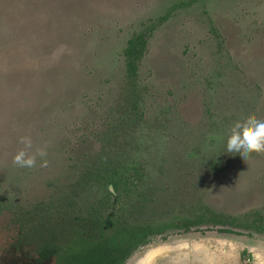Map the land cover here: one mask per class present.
<instances>
[{
	"label": "rangeland",
	"instance_id": "1",
	"mask_svg": "<svg viewBox=\"0 0 264 264\" xmlns=\"http://www.w3.org/2000/svg\"><path fill=\"white\" fill-rule=\"evenodd\" d=\"M186 1L0 0V264H32L18 247L39 246L58 212L100 199L107 186L93 170L111 163L127 165L128 187L141 183L123 224L176 223L203 208L264 217V154L226 150L237 120L264 119V0L171 11L127 82L129 37ZM22 136L46 147L47 167L13 163ZM29 209L37 226L24 233ZM217 227L154 233L124 264H264V232Z\"/></svg>",
	"mask_w": 264,
	"mask_h": 264
},
{
	"label": "trees",
	"instance_id": "2",
	"mask_svg": "<svg viewBox=\"0 0 264 264\" xmlns=\"http://www.w3.org/2000/svg\"><path fill=\"white\" fill-rule=\"evenodd\" d=\"M168 16L169 13H166L161 19H166ZM139 38L142 40L137 41ZM145 45L146 40L142 34L128 40L125 50L126 67L128 74L132 77L137 75L138 63L136 61L142 57ZM110 172V176L95 175V179L98 180L99 185L102 184L101 179H108L114 185V192L108 190L93 204L88 203V206H81L75 211L66 208L58 212V217L55 220L59 219L61 224L60 227L54 229L56 232L52 231L51 227H47L46 235H40L41 239L33 240L41 243L39 246L33 247L31 250L22 243L23 246L18 247L21 250H28L24 254L29 256L32 264H43L51 259H54L55 264H124L135 249L149 242L150 235L161 233L172 226L188 231L192 225L212 224L219 225L220 227L217 228L221 232L238 233L239 235H243L242 230H249L248 235L252 230L264 232V217L262 216L251 221L233 216L229 218L207 208H203L193 218L186 217L176 223L123 224V213L127 209L123 207V203L129 201L128 198L138 199V196L135 195V192L128 190L124 191L125 198L122 199L120 184L125 179V175L116 169ZM138 177L140 178L139 175ZM86 184L89 185L87 180ZM29 212L32 214L30 209ZM55 220L49 218L47 222L40 223L49 225ZM25 221L28 223L27 225H18V229H22L24 233L30 232L33 226H37L30 219H25ZM51 231L52 233H50ZM11 238L5 237L2 245L13 247Z\"/></svg>",
	"mask_w": 264,
	"mask_h": 264
},
{
	"label": "clouds",
	"instance_id": "3",
	"mask_svg": "<svg viewBox=\"0 0 264 264\" xmlns=\"http://www.w3.org/2000/svg\"><path fill=\"white\" fill-rule=\"evenodd\" d=\"M19 143L23 145V148L18 150L13 157V163L16 166L34 168L39 158L40 166L47 167L46 147H36L33 151V142L29 136H22ZM226 150L227 153L241 155L244 160L253 153L264 154V119L259 118L256 114H250L237 120L228 130Z\"/></svg>",
	"mask_w": 264,
	"mask_h": 264
},
{
	"label": "flooded vegetation",
	"instance_id": "4",
	"mask_svg": "<svg viewBox=\"0 0 264 264\" xmlns=\"http://www.w3.org/2000/svg\"><path fill=\"white\" fill-rule=\"evenodd\" d=\"M189 1H191V3H188ZM189 1H186V2H181V3H178V4H174V5H172V7H170V9L167 11V13H169V16L166 18V19H161V17L159 18V22H157L156 24H149L147 27H146V29L145 30H141V31H138V32H136V33H134L131 37H129V39L130 38H132V37H136L137 35H143V38L146 40V45H145V49H146V47H147V43H148V38H149V35H151L154 31H155V29H156V27L158 26V23H162L163 21H165V20H167L169 17H170V14H171V11H173V10H175V9H177V8H180V7H184V6H188V5H191L192 3H194L195 1H197V0H189ZM176 5V6H175ZM173 6H175V7H173ZM166 14V13H165ZM164 14V15H165ZM128 39V40H129ZM140 40H142V39H137V41H140ZM127 46H128V44H127ZM126 46V47H127ZM126 47L124 48V55H125V50H126ZM145 49H144V51H143V55L145 54ZM143 55H142V57H143ZM141 57V58H142ZM125 60H126V55H125ZM137 62V61H136ZM127 73H128V70H127ZM137 76V75H136ZM136 76H131V75H129L128 74V81L127 82H131L132 84H134L135 82H134V78L136 77ZM216 78H214V77H212L211 75L210 76H208L207 77V79H206V82L207 81H210L211 80V84H213V80H215ZM136 90V89H135ZM129 97H131V98H133V108H135V109H139V110H141V107L138 105V103H139V95H137L136 94V91H134V93H130V96ZM132 109V108H131ZM140 116H144L145 117V113L143 114H141ZM129 119V118H128ZM220 123V125L218 126V125H214L215 127H217V128H219L220 130H222L223 131V129H226V127H224L225 126V124H223L222 125V123L221 122H219ZM222 126V127H221ZM223 128V129H222ZM218 129V130H219ZM217 130V129H216ZM125 167V168H124ZM106 168V166H104L103 168H95L94 170H93V172H95V175H99V174H102V175H105V176H110L111 175V170H113V169H116V170H118L119 172H122V173H124V175H125V170L127 169V165H122L120 162H117L116 164L115 163H111V165L109 166V168H107V169H105ZM136 166H134L133 167V170H134V176H136L137 178H138V175H136ZM103 172H104V174H103ZM127 177L125 176V179L121 182V184H120V186H121V192H122V199L124 198V191H131V192H135L136 194L135 195H137V190L139 189V187H140V182H133L134 183V185H132V187H128L127 185H126V179ZM136 180H138V179H136ZM101 183H104L103 185H105V186H107V192H108V190H111V191H115V189H114V185H113V183L112 182H110L108 179H101V181H100ZM139 186V187H138ZM106 192V193H107ZM105 193V194H106ZM28 219H30V220H32L33 221V219H32V214L30 215V217L28 218ZM29 243V242H28ZM141 246V245H140ZM27 248L28 249H31L32 250V247H29V246H27ZM135 251V250H134ZM133 251V252H134ZM132 255V254H131ZM130 255V256H131ZM37 264V263H36Z\"/></svg>",
	"mask_w": 264,
	"mask_h": 264
}]
</instances>
